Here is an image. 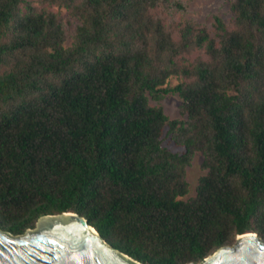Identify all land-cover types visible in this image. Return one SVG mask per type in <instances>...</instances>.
Wrapping results in <instances>:
<instances>
[{
  "label": "trees",
  "instance_id": "1",
  "mask_svg": "<svg viewBox=\"0 0 264 264\" xmlns=\"http://www.w3.org/2000/svg\"><path fill=\"white\" fill-rule=\"evenodd\" d=\"M168 2L0 0V228L77 213L142 264L264 238V0H233L232 29L217 17L177 35L154 15ZM50 7L77 20L70 46ZM194 50L207 59L181 62ZM169 92L181 120L150 105ZM196 152L206 174L188 198Z\"/></svg>",
  "mask_w": 264,
  "mask_h": 264
},
{
  "label": "water",
  "instance_id": "2",
  "mask_svg": "<svg viewBox=\"0 0 264 264\" xmlns=\"http://www.w3.org/2000/svg\"><path fill=\"white\" fill-rule=\"evenodd\" d=\"M0 264H142L113 247L77 213L41 217L22 235L0 228ZM189 264H264V238L237 236L201 262Z\"/></svg>",
  "mask_w": 264,
  "mask_h": 264
},
{
  "label": "rangeland",
  "instance_id": "3",
  "mask_svg": "<svg viewBox=\"0 0 264 264\" xmlns=\"http://www.w3.org/2000/svg\"><path fill=\"white\" fill-rule=\"evenodd\" d=\"M232 1L233 0H169L168 3H163L159 8L154 10V15L175 35H177L178 30L186 23H193L211 29L217 17L221 18L228 28L232 29L234 26V15L231 11ZM34 4L38 8L42 7L40 4H37V2H34ZM48 10L53 11L60 17L68 33L66 45L70 46L73 41V33L77 20L64 8L50 7ZM199 59H207V56L202 50H194L189 54H185L180 60L183 63L191 64ZM183 80V78L172 77L167 81L166 87L174 88ZM149 102L152 106L162 107L165 114L170 119H183L181 115L182 99L178 93L169 92L159 100L149 96ZM162 145L172 152H184V148L176 144L168 135L167 128L164 130ZM203 162V154L201 152H196L190 165L187 167L186 180L190 185L188 198L195 196L199 179L206 174Z\"/></svg>",
  "mask_w": 264,
  "mask_h": 264
}]
</instances>
